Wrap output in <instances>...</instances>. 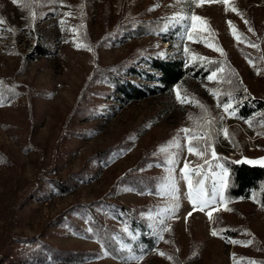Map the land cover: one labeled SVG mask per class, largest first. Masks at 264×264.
Segmentation results:
<instances>
[{"label":"rangeland","instance_id":"1","mask_svg":"<svg viewBox=\"0 0 264 264\" xmlns=\"http://www.w3.org/2000/svg\"><path fill=\"white\" fill-rule=\"evenodd\" d=\"M9 2L0 0V15L17 27L0 26V83L15 81L21 93L6 102L0 89V264H250L242 256L254 254L264 259V208L252 200L226 208L219 194V165L228 171L221 156L264 159V132L226 112L213 94L217 86H237L264 98V0H213L199 7V0H62L57 9L44 10L32 34L18 23L29 20L25 7L15 6L18 16L12 17ZM132 15L204 18L207 24L178 21L183 32L175 48L189 46V61L198 50L226 63L213 79L189 78L186 95L177 89L142 99L107 95L110 87L95 76L100 65L122 60L136 47L171 50L159 33L102 41ZM189 139L202 156L188 152ZM185 163L200 176L207 199L216 192L203 210L188 198ZM58 183L62 190L54 187ZM102 201L136 209L160 247L114 256L93 237L88 214L79 209L90 208L100 227L123 228L100 208ZM240 225L257 236L217 232Z\"/></svg>","mask_w":264,"mask_h":264},{"label":"trees","instance_id":"2","mask_svg":"<svg viewBox=\"0 0 264 264\" xmlns=\"http://www.w3.org/2000/svg\"><path fill=\"white\" fill-rule=\"evenodd\" d=\"M9 1L14 7L13 13L10 12L12 17L18 16L15 6L22 8L25 4H31V8L24 6L29 14V20L25 23H22L21 20L18 22L28 28L31 34L35 31V22L43 16L44 10L57 9L62 2V0ZM0 26L7 27L10 30H16L17 27V25L11 24L9 16L4 14L3 16L0 15ZM182 30L180 22L173 21L172 17L162 15L153 16L152 18L146 15H132L123 22H117L113 30L103 36L102 41H108V39L112 41L127 40L142 37L146 34L159 33L169 43L171 50L170 52H164L162 48L146 49L136 47L129 56L122 60L103 67L100 65L95 72V76L105 81L110 87L107 95L123 100L142 99L150 93H171L176 89L186 95L189 78L205 80L213 72L216 73L218 67L223 68L226 63L225 59L198 50L194 52V58L189 61V46H187V51L175 48V42L179 39ZM36 44L40 53L46 54L48 52L40 40H37ZM200 57L206 59L201 60ZM232 79L235 82V76ZM13 82L15 81H11V83L2 81V84L0 83V89L5 90L7 94L5 96L6 102L13 100L21 93V90ZM217 89H219L218 86L214 88V92L217 91L215 93L218 101L223 105L230 104L229 111L233 115L249 121L258 132H264V98L248 93L244 88H238L237 86L229 90L220 88L219 91ZM220 160L228 167L227 187L223 190L225 207H237L241 201L252 200L259 205V208H264V165L231 160L226 158L225 155L221 156ZM189 176L192 186L196 187L200 176L194 170L189 171ZM205 180L207 192H210V177ZM54 187L58 190L63 189L59 183L55 184ZM99 205L100 208L106 210L121 222L123 228L108 226L106 227L108 229H106L100 227L99 219L96 215H92L88 207L82 208V205L79 206V209L83 210L80 213H83L81 214L83 217L88 214L85 217L91 226V234L105 247L113 251L114 256L120 258L128 257V254L141 255L160 247L159 240L153 235L146 219L141 217L136 209L114 205L107 201H102ZM238 211L240 212L239 208ZM217 232L225 237L236 238H248V236L254 234V231L247 225L219 227ZM242 258H247L249 263L255 260L264 261L261 256L255 254L245 255Z\"/></svg>","mask_w":264,"mask_h":264},{"label":"snow or ice","instance_id":"3","mask_svg":"<svg viewBox=\"0 0 264 264\" xmlns=\"http://www.w3.org/2000/svg\"><path fill=\"white\" fill-rule=\"evenodd\" d=\"M13 2H16V0H13ZM190 2L195 3L196 0H190ZM205 2L211 3V2H213V0H199V3H196V6L197 7L202 6L203 3H205ZM225 2H226V0H225ZM24 6L27 7V8H31V4H25ZM232 10L233 11H236L235 8H233ZM33 16H34V14H33ZM172 19L174 21H177V22L179 20H181V19L201 20L205 24H207V21L204 18L199 17V16H195V15H193L191 17H181V16L177 15V16H174ZM228 23H229V26L232 27L231 22L229 21ZM233 36L238 41L240 40V36L236 33L235 30H233ZM189 38H191V36H189ZM208 46H211V45H208ZM250 46L258 47L257 45H250ZM215 50L220 51L221 54H223L222 49L217 48ZM186 51H187V49H186ZM199 59L204 60L206 58L200 57ZM221 71H223V69H221ZM215 76H216V73L213 72L212 75L208 77V79H213ZM213 94L215 95L216 93H213ZM177 98L180 99L182 103L185 102L184 99L179 95V92H177ZM200 107L202 109H204V106L203 105H200ZM230 107H231L230 104H225L224 105L225 111L227 112ZM204 111L207 112V109H204ZM208 123L210 124L211 121H208ZM182 131L188 132L189 130L188 129H184ZM224 131H225V134H226L227 133V130H224ZM195 138L196 137H193L192 139H195ZM188 152L190 154H195V155H198V156H202L203 155V152H201L198 149H195L192 146L191 139H189ZM213 156H215V152H213ZM245 162L246 163H250V164H260V165H264V159L257 160V161L247 160ZM219 167L222 169V174H221V177H220V179H221V187L219 189V194H220L221 200H223V190H224V188L227 187V180H226V178L228 176V171H227V169L224 168L223 165H219ZM182 171L184 173V178L188 181V187H189L188 198L190 199V201L193 202V205L194 206H199L200 207V210H203L204 208H207L211 203L215 202V200H216V192L215 191L213 192L211 200L207 199L206 198V193L204 192V189H203V181H200L199 182V187L198 188L193 189L192 181H191V178L189 176L190 169H189L188 163H185L184 164V168H183ZM189 215H191V213ZM208 216H209V219H212V213L211 212L208 213ZM212 234L213 235H217L216 231H213ZM160 254L163 255V253H160ZM250 264H255V262H250Z\"/></svg>","mask_w":264,"mask_h":264}]
</instances>
